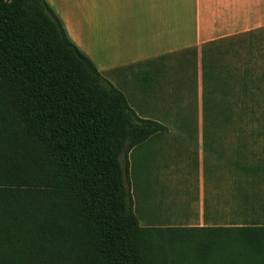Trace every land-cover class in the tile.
Returning a JSON list of instances; mask_svg holds the SVG:
<instances>
[{"label": "trees", "instance_id": "16d2710c", "mask_svg": "<svg viewBox=\"0 0 264 264\" xmlns=\"http://www.w3.org/2000/svg\"><path fill=\"white\" fill-rule=\"evenodd\" d=\"M263 29L200 49L202 133L235 135L227 223L141 227L121 157L168 128L137 116L45 0H0V264H264V136L259 153L247 143L250 116L264 117L243 101L261 68L248 41ZM181 53L196 79V48L150 63ZM229 97L238 120H218L232 116Z\"/></svg>", "mask_w": 264, "mask_h": 264}, {"label": "crops", "instance_id": "0c3cea01", "mask_svg": "<svg viewBox=\"0 0 264 264\" xmlns=\"http://www.w3.org/2000/svg\"><path fill=\"white\" fill-rule=\"evenodd\" d=\"M45 1L70 41L118 89L124 91L126 78L148 74L146 92L133 94V104L126 95L135 113L136 108L141 110L137 116L157 122L172 120L173 131L150 138L155 142L159 168L158 183L152 185L157 197L150 206L159 221L154 226H220L217 134L197 131L196 123L192 124L194 132L182 127V120H204L206 92L201 71L196 70L192 80L193 71H175L172 80L169 70L150 62L191 48L201 57L205 44L263 29L264 0Z\"/></svg>", "mask_w": 264, "mask_h": 264}, {"label": "rangeland", "instance_id": "374dc122", "mask_svg": "<svg viewBox=\"0 0 264 264\" xmlns=\"http://www.w3.org/2000/svg\"><path fill=\"white\" fill-rule=\"evenodd\" d=\"M245 45V44H244ZM248 47H251L253 50V57L254 63H257V66L260 65L262 68L256 74V77L252 78L251 82L248 85V94L243 99L248 104V107L253 111H257L256 113L257 118L264 117V113L261 112L264 110V80H263V73H264V29L262 31H258L253 34L252 40L248 41ZM190 53H181L175 54L170 57H165L160 59V65L163 68L169 70V75L172 74V80H174L175 71H179V68L188 67L190 71H192L191 65L189 66L185 62L187 60H191ZM217 60L220 62L222 66H227L234 68L237 63L238 59L233 54H223L221 53L218 55ZM261 59V60H260ZM196 67L198 73L201 71V57H197L196 59ZM184 66V67H181ZM201 74V72H200ZM146 76V77H143ZM148 74L146 73H139L136 76L126 78V83L123 85L124 91H121L126 95H128L130 103H134L133 94H142L147 91L148 87L150 86ZM170 78V77H169ZM183 80V84H187L186 81ZM201 80V78H200ZM188 85V84H187ZM206 89V87L204 88ZM260 90H262L260 92ZM208 91V90H207ZM237 91V90H236ZM218 101L221 100V96L218 94ZM228 102L232 105L231 117H226L223 114L217 116L218 120H238V115L236 114V104L238 99L235 97H229ZM137 112H140V109L136 108ZM136 112V113H137ZM253 120V121H252ZM160 123L164 124L168 131H173L172 120H158ZM184 122L185 130L190 127L192 129V124L196 123L197 131H202L203 129V122L202 120H182ZM250 129L251 132L248 134V150L252 153H259L262 150L263 146H261L260 138L264 136L262 133V129H260L257 125V121H264L256 119V116H250ZM211 131V130H210ZM216 131V130H215ZM189 132V131H187ZM194 132V131H190ZM227 128H222L217 130L216 138L219 140L220 147H221V159H220V205H221V225L227 223V219L231 212V204H230V196H231V188H232V179H231V169L229 167V162L235 156L236 146H235V135L232 133H226ZM212 135V133H209ZM214 134V133H213ZM259 142V143H258ZM155 142L151 141L150 139L139 146L133 148L131 152L127 156L126 162L124 158L121 157V163L123 167H126V175H125V182L126 188L129 191L130 198L132 201V208L133 212L139 222L141 227H152L155 224L159 223V221L155 220L156 215L152 213V203L157 197L152 190V185L158 183L159 179V168L158 164V156L157 152L154 150ZM258 144V145H257ZM216 173V161H215V174L214 179H218ZM210 180L212 178V173L208 175ZM231 181V182H230ZM260 190L264 191V184L260 186ZM151 206V207H150ZM156 209V207H153Z\"/></svg>", "mask_w": 264, "mask_h": 264}]
</instances>
